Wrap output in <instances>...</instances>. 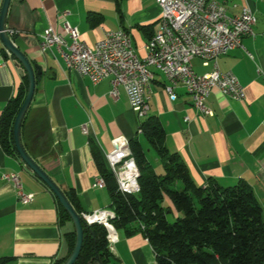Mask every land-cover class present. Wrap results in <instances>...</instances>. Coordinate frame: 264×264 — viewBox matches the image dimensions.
I'll list each match as a JSON object with an SVG mask.
<instances>
[{
	"label": "crops",
	"instance_id": "0c3cea01",
	"mask_svg": "<svg viewBox=\"0 0 264 264\" xmlns=\"http://www.w3.org/2000/svg\"><path fill=\"white\" fill-rule=\"evenodd\" d=\"M216 1L225 5L229 16L241 14L248 3L257 19L255 36L245 37L243 48L219 59L220 70L232 72L244 87L245 98L233 100L213 89L207 103L214 116H203L182 86L174 89L177 98L172 100L167 91L170 83L152 69L150 110L139 120L122 89L115 99L109 80L93 84L69 69L56 47L42 51V36L49 26L63 32L68 22L94 47L106 31L123 29L144 57L147 42L159 29L161 8L155 0H12L7 18V28L15 32L11 39L43 71L37 77L21 139L29 155L63 192L75 190L82 212L111 205L106 183L96 186L102 176L94 154L98 152L107 163L106 154L118 137L138 140L155 171L163 173L161 159L139 130L142 121L156 117L165 129L169 152L181 155L199 186H206L210 179L223 187L247 184L264 219V0ZM192 65L200 75L212 71L199 58ZM25 76L24 67L0 37V120ZM11 172L19 174L25 192L34 194L30 204H21L13 184L2 180L3 173ZM166 203L172 205L168 199ZM59 217L54 193L21 158L8 155L0 140V264H54L67 257L65 234L75 227L73 222L61 225ZM111 252L108 264H158L141 233L118 229Z\"/></svg>",
	"mask_w": 264,
	"mask_h": 264
},
{
	"label": "trees",
	"instance_id": "16d2710c",
	"mask_svg": "<svg viewBox=\"0 0 264 264\" xmlns=\"http://www.w3.org/2000/svg\"><path fill=\"white\" fill-rule=\"evenodd\" d=\"M151 39V38H150ZM149 39V40H150ZM28 91V77L17 96L7 105L0 120V140L8 155L20 158L14 141V124ZM23 127V125H22ZM163 164L158 174L147 160L138 140L130 149L140 172L139 191L124 196L102 156L95 152L102 178L111 194L116 229L129 234L141 233L152 246L158 264H264L263 209L250 186L239 183L223 187L210 179L199 186L179 153H170L165 145L166 132L156 117L139 126ZM75 211L82 212L75 190L64 192ZM168 199L172 205L166 203ZM60 224L72 222L58 201ZM182 213L175 222L168 216ZM84 241L75 264H108L111 250L106 229L98 224H83ZM76 233L65 234L68 256L55 261L65 264L76 244Z\"/></svg>",
	"mask_w": 264,
	"mask_h": 264
},
{
	"label": "built area",
	"instance_id": "2783aa9c",
	"mask_svg": "<svg viewBox=\"0 0 264 264\" xmlns=\"http://www.w3.org/2000/svg\"><path fill=\"white\" fill-rule=\"evenodd\" d=\"M155 1L161 8L159 29L147 42L144 57L139 56L132 36L126 30L106 31L104 38L90 47L81 39L79 30L68 22L61 33L49 26L43 33L41 49L46 51L56 47L68 68L89 78L93 84L109 80L112 86L110 95L115 99L120 97L122 89L139 120L147 117L150 110L152 84H149V77L154 76L152 69L161 72L170 83L167 91L172 100L177 98L176 87L185 88L200 115L214 116L207 103L213 89L233 100H243L244 87L232 72L220 70L219 59L232 50L243 48L245 37L255 36L257 19L249 4L241 14L229 16L225 5L216 0ZM2 3L0 0V8ZM6 32L11 38L15 34L8 28ZM195 58L201 59L204 67L212 66V71L197 74L192 65ZM82 130L87 133L86 126ZM126 145H130V140L118 137L113 140V150L106 154L118 192L124 196L139 191L140 177L139 170L137 173L128 172ZM1 178L13 184L21 204L34 201V194L24 191L18 173H3ZM96 186H105L104 179L97 178ZM79 215L87 225L98 224L106 229L111 250L117 241V229L113 223L115 211L109 207Z\"/></svg>",
	"mask_w": 264,
	"mask_h": 264
},
{
	"label": "water",
	"instance_id": "95a60500",
	"mask_svg": "<svg viewBox=\"0 0 264 264\" xmlns=\"http://www.w3.org/2000/svg\"><path fill=\"white\" fill-rule=\"evenodd\" d=\"M12 0H3L1 10H0V37L5 46V48L11 53L24 67L26 71V75L28 77V91L21 106L19 113L16 117L14 124V141L17 152L21 158V160L25 163V165L31 169L45 184L46 186L54 193L56 198L62 207L68 212L71 217V220L75 227L76 233V244L75 248L68 258L65 264H75L79 259L80 253L83 247L84 241V229L80 215L75 211L73 206L68 201L65 193L61 188L48 176V174L40 167V165L29 155L27 152L22 139H21V129L25 117L31 107L32 101L36 92V82L37 77L41 76L43 71L39 65L33 64L27 56L14 44L13 40L7 34V18L10 11Z\"/></svg>",
	"mask_w": 264,
	"mask_h": 264
},
{
	"label": "bare ground",
	"instance_id": "6f19581e",
	"mask_svg": "<svg viewBox=\"0 0 264 264\" xmlns=\"http://www.w3.org/2000/svg\"><path fill=\"white\" fill-rule=\"evenodd\" d=\"M154 80V76L149 77V84H152ZM126 157H127V162H128V172L129 173H137L138 172V167L137 164L133 158L132 151L130 149V145H126Z\"/></svg>",
	"mask_w": 264,
	"mask_h": 264
},
{
	"label": "rangeland",
	"instance_id": "374dc122",
	"mask_svg": "<svg viewBox=\"0 0 264 264\" xmlns=\"http://www.w3.org/2000/svg\"><path fill=\"white\" fill-rule=\"evenodd\" d=\"M183 214L182 213H179L177 212V214L175 213H171L169 216H168V221L173 223L175 222L179 217H182Z\"/></svg>",
	"mask_w": 264,
	"mask_h": 264
}]
</instances>
